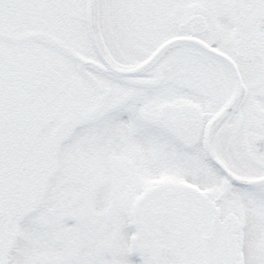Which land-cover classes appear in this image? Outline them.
Wrapping results in <instances>:
<instances>
[{
	"label": "snow or ice",
	"instance_id": "6c2138e0",
	"mask_svg": "<svg viewBox=\"0 0 264 264\" xmlns=\"http://www.w3.org/2000/svg\"><path fill=\"white\" fill-rule=\"evenodd\" d=\"M0 264H264V0H0Z\"/></svg>",
	"mask_w": 264,
	"mask_h": 264
}]
</instances>
